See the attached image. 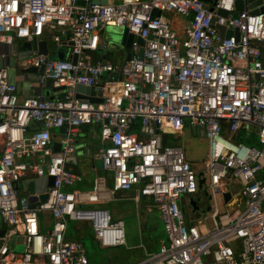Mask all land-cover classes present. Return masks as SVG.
<instances>
[{"label": "built area", "instance_id": "2783aa9c", "mask_svg": "<svg viewBox=\"0 0 264 264\" xmlns=\"http://www.w3.org/2000/svg\"><path fill=\"white\" fill-rule=\"evenodd\" d=\"M77 1L0 0V264H89L83 245L65 237L70 221L88 223L102 247L124 245L122 222L82 204L133 188L135 199L151 198L164 232L159 250L137 264H264V13H252L264 0L239 12L237 0ZM174 17L183 23L180 35ZM109 27L133 36L128 59L94 58L111 51ZM34 39L46 42V54L35 48L19 60L17 45ZM64 45L67 57H49ZM47 84L52 98L42 94ZM78 85L101 102L79 98ZM136 124L157 133L145 138L141 129L133 132ZM83 126L98 127L94 157L102 174L92 190L66 192L64 186L81 181L66 161L78 150ZM189 127L207 140L199 170L168 140ZM240 131L259 145L234 140ZM29 175L54 178L44 202L30 205L19 195L16 183ZM199 179L211 204L187 223L179 199L196 194ZM225 193L233 198L225 201ZM46 215L51 226L42 231Z\"/></svg>", "mask_w": 264, "mask_h": 264}, {"label": "crops", "instance_id": "0c3cea01", "mask_svg": "<svg viewBox=\"0 0 264 264\" xmlns=\"http://www.w3.org/2000/svg\"><path fill=\"white\" fill-rule=\"evenodd\" d=\"M177 20L179 19L177 17H174L172 26L180 35L183 23H179L178 26L175 27L174 22ZM179 22H181V20H179ZM116 50H111L107 53L97 52L94 54V58L102 56L103 58L111 59L112 61L116 62L126 54V52L121 48H118ZM56 52V50H52L51 52L54 59H56ZM17 81L20 93H23L25 91V88L21 76L17 79ZM42 94L43 96L45 94H48V97L54 96L53 90L47 86L43 88ZM186 129L189 131L190 135H198L196 131L192 130L191 132L189 128ZM97 131L98 127L83 126L77 134L76 140L78 150L74 155V160L67 163L66 168L74 173L80 174L81 181L74 183L70 186H64L63 191H90L92 190L94 179L102 174L101 165L99 161L94 157L96 149L100 147V139ZM52 135L54 138L53 142H58V132H53ZM84 146H88L91 149V153L89 155L84 152ZM83 156L85 157V161L80 162V158H82ZM106 177L107 179L105 185L106 188L110 189L112 187L111 175L107 174ZM29 178L32 179V176L29 175L27 179ZM22 181L19 182V195L27 197V194L23 192L22 186L20 185ZM135 190L136 188H133L128 191H117L110 199H105L95 204H82V206L85 208L94 207L106 209L110 213L113 221L122 222L125 236L124 245L102 247L99 242L95 239L93 230L88 223L75 221L68 222L65 233V237L67 239L77 241L82 245L84 239H89L92 242L91 253L89 254L87 253V251L85 252V254L87 253L86 256L89 260V264H137L138 262L143 260L146 254L154 253L159 250L161 240L164 239V232L160 215L158 211L152 206L153 202L151 198L146 196H139L137 199H135ZM230 197L233 198V196ZM229 199L227 201H229ZM184 204L185 203H183L182 205L179 204V206L184 212L187 223H190L194 219L202 218L209 210V206L201 210L200 217L196 216V213L194 212L197 211L199 208L197 203L193 201L192 198H190V204L192 209L190 213L185 212L183 208ZM155 212L156 216H152V214L154 215ZM129 217L134 218L136 224L135 231L130 236L127 235L125 222L126 218ZM50 226L51 218L49 215H46L43 218V222L40 224V228L42 231H46L49 229ZM157 226L161 228L159 233L155 232V228Z\"/></svg>", "mask_w": 264, "mask_h": 264}, {"label": "water", "instance_id": "95a60500", "mask_svg": "<svg viewBox=\"0 0 264 264\" xmlns=\"http://www.w3.org/2000/svg\"><path fill=\"white\" fill-rule=\"evenodd\" d=\"M203 1L207 4L211 3V0H203ZM77 3L82 4V1L78 0ZM261 3H262V0H246L245 2H242L241 0H237L235 2V9H236V11L239 12L244 8V5L247 9H254L256 6L260 5ZM258 12L264 13V6L260 7L258 10L255 9L252 11L253 14H257ZM219 14L222 16L226 15V13L223 11H220ZM157 15H159V13H157ZM214 22H215V19H212V23H214ZM109 28L114 29L120 35V38H119L120 43H119V45H116V46H118L119 48L123 49L126 52L127 59H128L130 57L129 47H130L131 41L133 39V36L128 34L126 30H122L119 28H113V27H109ZM216 28L220 31V33L222 35V33L224 32L223 27L216 25ZM231 34L232 33L229 31V32H227L226 36H230ZM139 43L142 44V41L139 40ZM71 44L72 43H69V45H71ZM35 48H37L38 51L42 54H46V52H47V47H46L45 41H40V42L36 43V40L34 39V40H32V42L25 41V42L19 43L17 45V50L19 51L18 59L20 60V59L27 57L30 54L31 49H35ZM98 53H100V52H98ZM55 58L57 60H63V52L57 51L55 54ZM72 61L73 62L75 61V56L72 57ZM24 71L29 72V73H35V69H33V68H29V69L24 70ZM46 86L49 87V84H47ZM76 91L78 93L77 96L79 98L87 99L88 101L94 102V103L101 102L99 99L92 97L94 95V92L87 87H83V86L78 85V86H76ZM81 94H85V95H81ZM44 97L52 98V97H48V94H45ZM189 130L192 132V127H189ZM144 131H145V128H142L140 135L145 137V138H148L150 134L157 133V130H154L153 128L149 130V133H146ZM196 133L198 135H201L199 127H196ZM157 139H158V145L164 146L166 144V141H167V135L166 134L158 135ZM53 150H54V152L60 151V143L59 142H53ZM72 160H74V156L71 157L70 159H67L66 162L69 163ZM99 163H100V161H99ZM53 179H54L53 177L47 176V177L37 178L34 180L30 179V180L22 181L20 185L22 186L23 192L27 194V197H26L27 202L30 205H33L37 202H44L46 200V194H45L46 187L52 186ZM202 184H203V179H199V181H198V188L199 189L202 188ZM16 189H19V183L18 182L16 183ZM36 194H39L38 197H36ZM229 197H230L229 193L224 194L225 201H227L229 199ZM183 203H184V198L181 197L179 199V204L182 205ZM3 233H4V230H0V237L3 235Z\"/></svg>", "mask_w": 264, "mask_h": 264}, {"label": "rangeland", "instance_id": "374dc122", "mask_svg": "<svg viewBox=\"0 0 264 264\" xmlns=\"http://www.w3.org/2000/svg\"><path fill=\"white\" fill-rule=\"evenodd\" d=\"M175 27L178 26V24L180 23L179 20L174 22ZM120 35L111 28H107L105 30V39L108 41L109 45L112 47H110V50H116L119 47L116 46L118 45V41H119ZM48 44V47L51 49L53 47V45L50 43V41L45 38ZM115 45V46H114ZM56 51H62L63 52V58L67 57L70 48L67 46H61V47H57L55 48ZM117 51V50H116ZM49 57L53 58V55L51 54V51L48 52ZM12 66L14 65L13 60L11 61ZM18 63H16L14 66H17ZM141 129V127L138 124V128L135 130V132H139ZM96 132V131H95ZM98 132V131H97ZM168 140L169 143H176L178 142L185 153L186 159L192 164V167L196 170L199 169V167L201 166L203 160L206 158L207 155V140L205 139L204 136L200 135H190L189 131L187 129H185L183 131V134L179 137H175L173 135H169L168 136ZM85 161V157L83 156L82 158H80V162ZM205 185L202 186L201 189H199L197 191L196 194L191 195V196H184V210L187 213H190L191 209V204H190V198L193 199V201H195L198 205V210L194 211L196 213V216H200V211L205 209L207 206H209L211 204V201L209 199V196L206 194L205 192ZM218 205H219V211L223 212V205L220 199H218ZM192 215V214H191ZM152 216H156V212L154 213V215L152 214ZM194 216V214H193ZM126 222V232L127 235L130 236L131 234L134 233L135 228H136V224H135V219L134 218H126L125 220ZM2 226L1 224V220H0V227ZM161 230V228L159 226H157L155 228V232L159 233ZM91 241L89 239H84L83 240V247L85 248V252L87 251V253H91L92 250V246H91ZM86 253V255H87Z\"/></svg>", "mask_w": 264, "mask_h": 264}, {"label": "trees", "instance_id": "16d2710c", "mask_svg": "<svg viewBox=\"0 0 264 264\" xmlns=\"http://www.w3.org/2000/svg\"><path fill=\"white\" fill-rule=\"evenodd\" d=\"M136 127L133 129V132L138 128V124L135 125ZM234 140L244 143L247 146H255L257 147L259 144L257 142V139L255 135H251L250 137L245 136V131H240L237 134L234 135Z\"/></svg>", "mask_w": 264, "mask_h": 264}]
</instances>
